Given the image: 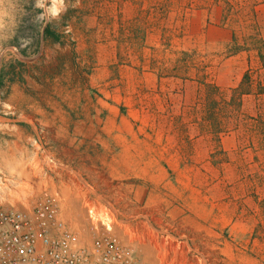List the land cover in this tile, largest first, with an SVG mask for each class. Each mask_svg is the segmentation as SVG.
Wrapping results in <instances>:
<instances>
[{
  "label": "rangeland",
  "instance_id": "obj_1",
  "mask_svg": "<svg viewBox=\"0 0 264 264\" xmlns=\"http://www.w3.org/2000/svg\"><path fill=\"white\" fill-rule=\"evenodd\" d=\"M262 54L264 0H0V199L45 180L150 258L264 264Z\"/></svg>",
  "mask_w": 264,
  "mask_h": 264
},
{
  "label": "built area",
  "instance_id": "obj_2",
  "mask_svg": "<svg viewBox=\"0 0 264 264\" xmlns=\"http://www.w3.org/2000/svg\"><path fill=\"white\" fill-rule=\"evenodd\" d=\"M14 187L0 199V264H166L122 220L53 184L38 182L26 196Z\"/></svg>",
  "mask_w": 264,
  "mask_h": 264
},
{
  "label": "trees",
  "instance_id": "obj_3",
  "mask_svg": "<svg viewBox=\"0 0 264 264\" xmlns=\"http://www.w3.org/2000/svg\"><path fill=\"white\" fill-rule=\"evenodd\" d=\"M47 31L50 32L49 30H47ZM261 58H262V60H263V62H264V55H263V54L261 55ZM249 80H251V72H250V70H248V71L246 72V74H245V76H244V80L242 81V83H241L239 86H237V87H235V88H232L233 91L242 92V93H241L242 96L245 95L246 93H249L250 91H252L253 88H250V89H248V90L243 89V86H244V84H245V81H249ZM251 83H252V82H251ZM213 87H216V86H213ZM242 89H243V90H242ZM241 90H242V91H241ZM241 100H242V98L239 97V102H240ZM241 102H242V101H241ZM239 105H241V103H240Z\"/></svg>",
  "mask_w": 264,
  "mask_h": 264
},
{
  "label": "bare ground",
  "instance_id": "obj_4",
  "mask_svg": "<svg viewBox=\"0 0 264 264\" xmlns=\"http://www.w3.org/2000/svg\"><path fill=\"white\" fill-rule=\"evenodd\" d=\"M27 187H30V188H28V189H23L22 187H18V186H16V187H14L12 190H13V193H15V194H20V195H22V196H26V194H27L30 190H32L33 186L30 184V185H28ZM154 258H155V257H154Z\"/></svg>",
  "mask_w": 264,
  "mask_h": 264
},
{
  "label": "crops",
  "instance_id": "obj_5",
  "mask_svg": "<svg viewBox=\"0 0 264 264\" xmlns=\"http://www.w3.org/2000/svg\"><path fill=\"white\" fill-rule=\"evenodd\" d=\"M250 53H246V72L248 71V68H249V66H250V64L252 65V63H253V61H254V58H253V55L252 54H250ZM231 86H235V85H231ZM238 86V85H237ZM236 86V87H237ZM253 94V92H249V93H246V95L248 96V95H252ZM246 96V97H247ZM249 97V96H248Z\"/></svg>",
  "mask_w": 264,
  "mask_h": 264
},
{
  "label": "clouds",
  "instance_id": "obj_6",
  "mask_svg": "<svg viewBox=\"0 0 264 264\" xmlns=\"http://www.w3.org/2000/svg\"><path fill=\"white\" fill-rule=\"evenodd\" d=\"M54 3H55V0H54ZM42 6H43L42 2L37 4V7H42ZM51 11H52L53 15H57L59 12V9L56 7H53ZM64 11H67L66 7L64 8Z\"/></svg>",
  "mask_w": 264,
  "mask_h": 264
},
{
  "label": "water",
  "instance_id": "obj_7",
  "mask_svg": "<svg viewBox=\"0 0 264 264\" xmlns=\"http://www.w3.org/2000/svg\"><path fill=\"white\" fill-rule=\"evenodd\" d=\"M20 56H21L23 59H33V57H28V56H26V55H24V54H20Z\"/></svg>",
  "mask_w": 264,
  "mask_h": 264
}]
</instances>
